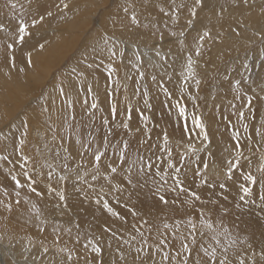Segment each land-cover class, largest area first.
Instances as JSON below:
<instances>
[{
  "label": "rangeland",
  "instance_id": "374dc122",
  "mask_svg": "<svg viewBox=\"0 0 264 264\" xmlns=\"http://www.w3.org/2000/svg\"><path fill=\"white\" fill-rule=\"evenodd\" d=\"M11 2L16 4L15 9L9 7L8 0H0V23L5 26L4 30H0V147L6 146L7 148V151L0 155L7 154L13 160L12 164L0 160V185L3 186L0 187V200L6 202L10 199L13 202L15 200L13 182L8 170L15 168L19 171V166L15 164V157L12 153L13 141L19 138L23 132L22 120L26 114L36 117L40 112L41 105L46 103L50 105V109L38 117L39 126L30 130L25 148L26 153L32 155L37 162H43L45 158L51 159L54 156L56 148L62 142L59 139L61 136L70 137L63 141L65 144L74 145L73 159L69 161V165L75 167L79 164L82 171H87L90 167L85 161L91 157L85 153L84 159L81 160L75 155L76 150H82L80 145H75V137L79 136L82 143L90 142L92 147H97L102 144V138L108 133L109 127L113 129V132L108 134L110 143L119 146L121 141L128 140L130 142L129 155L132 158L137 155L138 147L140 154L151 155V153L145 152L143 146L139 145L138 142L141 138H150L151 143L158 144L163 148L162 133L167 131L174 160L177 154L187 152L188 155L184 156V161L190 166V169H194L199 166L194 163L196 156L199 155L212 166L210 170L215 171L226 159L235 155V153L230 155V150L235 143L231 139L232 133L239 130L240 140L243 144L246 142L247 136L253 132L252 125L260 127L261 120L264 119V91H262L264 89V69L255 67L259 59V50L264 47V44L255 35L258 30L264 28V12H262L264 0H248L247 5L240 4L238 0H204V7L195 19L194 27L189 28L182 27L188 18L187 8L180 11L179 21L173 23L170 19L172 11H175L170 7L172 0H133L141 21L139 27H132L128 24L126 14L122 10L125 0H65L70 5L68 10H63L60 0H31V2L29 0H11ZM181 3L191 5L192 0H175L176 5ZM160 7L165 9L164 13L160 12ZM45 8L53 12V17H46L40 27H32L31 18L37 11H43ZM21 16L29 23L30 35L26 37L24 44L16 45L14 49L16 66L11 67L10 63H5L3 45L6 40L10 42L18 18ZM145 24L148 25L147 28L144 27ZM205 26L211 30L213 38L211 40L206 38L207 42L202 50V57L197 58L194 52L192 53L194 59H199L197 71L200 73L202 83L197 92L194 82H187V87L192 94L198 96V99L191 100L187 98L188 93L180 91L181 86L185 84L181 76V72L184 70V61L181 58L189 53L187 50L182 51L177 38L171 37L169 33L170 31L177 33L184 31L185 44L194 49L196 46L194 38L198 31H203ZM55 29L58 30L55 31ZM104 30L115 33V36L121 41L118 48L125 49L127 58L123 61L117 58L114 61V67L118 71L113 72L111 81L106 82V66L110 62L106 56L96 59L97 64L103 60L99 69L85 72L82 79L73 77V88L79 89L80 94L77 97L75 91L71 92V98L75 104L73 109L67 110L68 115L65 117L64 101L67 97H58L57 88L61 81L67 83V74L71 72L72 68L76 67L80 70L83 67L81 56L86 52L90 53V46L94 42H83L84 39L94 38ZM161 31L164 33V40H159ZM153 32H156L155 36L152 34ZM236 32H240L241 35H237ZM73 40L76 42H72ZM39 43L46 45L44 50L41 51L38 48ZM156 43L162 46V55L168 53L167 58L163 61L155 56L153 45ZM133 45L137 48L144 47L143 50H137L142 51L140 53L145 61L151 58L157 63L163 64V67H149L148 78L140 82L141 85L149 86L148 102L152 105L151 108L145 107L142 97L133 94L135 82L138 79L136 70L128 63V60L132 59L131 53L136 50ZM170 49L171 51H169ZM29 51L32 52L35 67L27 68L26 72H20L21 67H26L24 62ZM9 55L12 53L10 52ZM89 59L94 58L89 56ZM246 59L251 66L250 71L242 68ZM165 73L171 75L170 82L167 81ZM126 74L131 75L133 79H125ZM151 74H156L158 79L160 76H165L166 86L174 91L175 97L180 99L182 104L187 105L189 123L192 113L203 115L204 122L208 126L210 143L202 144L201 137L196 134L195 130L191 133L182 131L181 120H178L177 112L162 104L165 97L151 82ZM241 76L247 79L242 82L240 90L237 92L235 84L230 85V81L234 82ZM116 79L120 80L119 86L115 84ZM89 85L98 96V109L89 107L92 96L85 94ZM106 89L112 93L111 96L107 95ZM236 95L252 99L251 105H245L243 109L246 119L242 122H238L237 117L233 115L234 110L230 107L231 104H235L239 108L244 103L243 100H235ZM126 96L127 101L125 100ZM52 100H55L54 104L51 103ZM85 100L88 102L87 105L84 104ZM113 100L118 102L120 109L130 102L134 108L139 107L144 110L145 115L150 118L145 122L134 116L131 121V131L117 126L123 119L120 116L115 121L109 117L110 125L105 126L102 124V117L109 116L110 104ZM65 119L67 123H65ZM35 122L34 119L33 123L35 124ZM243 123L249 124L248 133L244 132ZM137 127L141 129V133L136 132ZM54 133L57 137L55 140L52 139ZM259 139L254 136L252 153L243 149L244 155L252 159L251 168L245 166L234 170L235 175L231 181L227 182L228 187L223 192V195L228 197L227 200L220 196L221 190L218 187L209 189L206 186H201L202 198L208 201L207 208L218 209L220 205H223L229 210L227 214L223 215L224 223L231 234L239 238L237 250L248 255L251 254V250L248 249L249 243L258 252L261 241L264 240V211L258 207L260 204L258 196L261 191L259 184H249L248 186L253 188V195L251 198L246 197V199H255L256 204H245L239 200V196L243 195L239 191V185L245 183L243 172L250 170L259 176L257 166L260 152L255 150V142ZM189 140L192 142L191 148L188 146ZM205 145H207V151L199 150L195 155L192 154L193 149H202ZM37 149L39 152L36 151ZM109 152L111 153V148ZM209 152L212 155H209ZM157 154L162 156L159 163H163L167 159L166 153ZM63 155L61 152V157ZM53 162L57 165L62 163L61 160ZM241 162L245 163L243 160ZM28 167H32V164L29 163ZM188 178L191 181V170H188ZM86 179L90 180V177H86ZM220 179L223 180V174ZM53 181L55 182V174ZM78 183L74 178L67 182V203L69 205L67 208H63L64 202H59L60 207H56L57 198L54 193H47L37 199L27 191L21 192V204L14 207L12 214L3 212V209L0 208V264H4L3 260L6 264H25L24 257L28 256L31 259L39 247L38 241L45 237H47L46 242L51 245L52 224L60 226L62 244L69 249L76 248V254L81 257L80 264H84L85 258L94 255L89 246L87 257H85L84 244L87 243L85 237L101 240L104 248L101 258L104 264H110L112 259L118 258V254L115 252L118 246L122 249L129 247L122 243L121 237L130 239L132 235L137 234L132 227L133 224L144 230L147 226L142 227V219H148L153 225L162 227L161 221L167 220L171 223L170 218L176 215L172 208L158 203V197L154 196V188L150 182L145 187L133 191L128 207H123L124 199L128 197L127 192L123 194L124 199L120 204H117L111 196L105 197L121 213L123 220L112 216L102 208V205H97L94 199H86L78 193L73 187ZM4 187L8 189V196L4 195ZM44 188L45 185L41 183L38 190ZM25 195H28L30 201L36 203L37 207L41 209L43 212L41 219L50 221L45 225L46 232L43 234H38V229L35 227L38 221L33 219L32 223H27L29 218L35 217V213L31 211V204L24 203ZM174 195L169 194L168 198L171 200ZM216 200L219 201V204L214 205L212 202ZM237 204L240 206L237 207ZM133 206L139 214L137 217L129 214V209ZM5 216L9 218L4 219ZM76 225L79 227L77 228ZM108 226H111L116 233L114 237L111 232L103 231ZM64 228H71V234L64 232ZM78 233L81 234V242L77 245L74 238ZM30 239L36 247L31 251H25L30 247ZM109 239H111V248L107 246ZM221 239L223 241V238ZM208 243H212V241L206 237L205 245ZM133 246L140 245L133 242ZM76 254H74V259H76ZM131 258L130 255L129 259Z\"/></svg>",
  "mask_w": 264,
  "mask_h": 264
},
{
  "label": "snow or ice",
  "instance_id": "6c2138e0",
  "mask_svg": "<svg viewBox=\"0 0 264 264\" xmlns=\"http://www.w3.org/2000/svg\"><path fill=\"white\" fill-rule=\"evenodd\" d=\"M31 2V0H29ZM242 5H247L248 0H238ZM9 7L11 9L16 8V4L8 0ZM60 4L63 10L70 9L69 3L65 0H60ZM59 8V5H57ZM175 9L172 11L170 19L173 23L179 21L180 11L187 8L188 18L186 24L182 25L184 28L194 27V21L199 15V11L204 7V0H192L191 5H185L183 3L176 5L175 0H172L171 6ZM122 10L126 14V19L128 24L132 27L140 26V18L136 11V5L133 0H125V4L122 6ZM160 12L164 13L165 9L163 7L159 8ZM264 12V9H262ZM167 15V13H165ZM46 17H53V12L47 8L43 11H37L36 14L31 18L32 27H40L46 20ZM240 23V22H238ZM145 28L148 25H144ZM155 27V25H153ZM167 27V24H165ZM5 26L0 23V30H4ZM157 31H159L157 29ZM235 31V29H233ZM154 36L156 32L152 33ZM237 35H241L240 32H236ZM30 35L29 23L25 21L23 16L18 18V23L14 29V35L11 36L10 42L7 40L4 42L5 50V63H10L11 67L16 66V56L14 55V49L17 44H24L26 42V37ZM169 35L171 37H176L178 43L183 50H187L189 54L183 56L181 59L184 61V70L181 72V76L185 81V84L181 86L180 91L182 93H188V97L191 100L198 99V96L193 95L190 89L187 87V82H194V86L197 92L200 90L202 83V78H200V73L197 71L199 67V59L193 58V52L197 58L202 57L203 48L207 40H211L212 34L211 30L204 27L202 32L197 33L194 38L196 41V46L194 49L189 48L185 44V32L180 31L179 33L175 31H170ZM255 35L259 38L262 44H264V28L258 30ZM164 33L159 32V40H164ZM93 44L90 46V53L86 52L82 54L81 61L83 62V67L78 70L74 67L71 72L67 74V83L61 81L60 86L57 88L58 97H67L64 104L65 117L68 115L67 110L73 109L75 101L71 98V92L75 91L77 97H79L80 90L73 88V77L77 79H82L85 72H91L101 67L103 60L99 64L96 63V59L105 57L110 61L106 66V82L113 79V72L118 71L114 67V61L119 58L121 61L126 57V52L123 47L118 45L121 41L115 36V33H109L107 30L100 32L96 37L93 38ZM175 43V42H174ZM46 45L44 43H39L38 48L42 51ZM135 45L133 48L135 49ZM162 46L159 43L153 45V50L155 51V56L161 61L165 60L168 53L162 55ZM171 51V49L169 50ZM12 55H9V53ZM27 59L24 62L26 67H21L20 72H26L27 68L35 67L34 61L32 59V52L29 51L27 54ZM175 55V54H173ZM89 56L94 59H89ZM132 59L128 60V63L132 65V68L136 70V75L138 79L135 82L133 94L138 97H142L144 105L146 108H151L152 105L148 102L149 97V86L147 84L141 85V81L148 78V68L163 67V64L157 63L156 61L149 58L145 61L142 58V54L139 51L134 50L131 53ZM147 65V67H146ZM255 67L264 69V47L259 50V59ZM242 68L250 71L251 66L248 64L247 59L242 64ZM167 76V81L170 82L171 75L165 73ZM125 79L131 80L133 77L131 75L125 76ZM151 82L156 85V87L163 93L165 99L162 104H165L170 110H175L177 112L178 120H181L180 127L183 132L191 133L193 130L196 134L201 137V143H210V135L208 131V126L204 122V117L202 114H196L195 112L191 115V122L189 123L187 105L182 104L180 99H177L174 95V91L170 90L166 86L165 76H160L159 79L156 74L150 75ZM247 78L241 76L235 79L234 82L230 81L236 86V91L239 92L242 82ZM115 84L120 85V80L116 79ZM125 88L127 86L125 85ZM264 91V89H262ZM107 95L111 96V92L106 89ZM86 95L92 96V102L89 105L91 109H98V96L93 92L91 85L85 90ZM183 98V97H182ZM235 100H243L244 103L240 105L239 108L235 104H231L230 107L234 110L233 115L237 117L238 122H242L246 119L244 112L245 105H251L252 99L250 97H241L236 95ZM127 101V96L125 97ZM175 100V103H173ZM52 104L55 100L51 101ZM85 105L88 102L85 100ZM83 107V105H82ZM215 107V106H214ZM50 109L49 104L41 105L40 112L36 117L25 115L22 120L23 132L21 136L13 141V153L15 157V164L19 166V171L15 168L9 169L8 174L11 181L13 182V192L15 200H0V208L3 212L12 214L15 206L21 204V192L27 191L28 193L34 195L37 199L42 198L47 193H54L57 198L56 207H60L59 202H64L63 208L69 207L68 193H67V182L71 179L79 182L78 185H73L74 189L83 195L86 199H94L97 205H102L103 209H106L108 213L118 219L123 220L121 213L117 211L111 202L105 197L111 196L117 204H120L125 192L128 193L127 199H124L123 207H128L129 201L133 195V191L137 188H143L149 182L154 188L153 194L158 197V203L163 206L172 208V211L176 214L170 219L169 223L167 220L161 221L162 227L153 225L148 219H142V227L147 226L144 230L138 228L133 224V229L137 233L132 235L130 239H123L121 237L122 243L128 245L127 249H122L118 246L115 252L118 254V258L111 260L110 264H264V240L261 241L260 249L257 252L253 249L252 244H248V249L251 250V254L240 253L238 249V237H234L229 228L225 225L223 220V215L228 213V209L220 205L219 208H207L208 201L202 198L201 186H206L209 189H216L217 187L221 190L220 196L224 200L228 197L223 195L224 190L228 187L227 182L233 179L235 175L234 170H239L247 166L251 168L252 159L249 156L244 155L243 149L248 152H253V141L254 136L259 137V141L255 142V150L260 152L259 163L257 166V171L259 176L255 175L252 171L243 172V180L245 183L239 185V191L243 195L239 196V200L243 201L245 204L251 203L256 204L255 199H246V197L251 198L253 195V188L248 186L257 185L260 186V193L258 199L260 204L258 207L264 211V119L261 120L260 127L252 125L253 132L249 134L246 138L245 143H241L240 131L236 130L232 133L231 139L235 141L231 150V153H235L230 159H226L217 170L211 171V165L207 160L197 155L196 163L199 165L194 169H190V166L185 163L184 156L188 155L187 152L184 154H177L175 160L173 159V150L169 146V134L167 131H163V148L158 144L151 143L150 138H141L139 140V145L143 146L145 152L151 153V155L140 154V148H137V155L132 158L129 155L130 142L128 140H123L120 142L119 146L116 144H111L108 139V134L113 132L112 127L108 128V133L102 138V144L97 147H92L91 143H82L79 136L75 137V145H80V149L76 150L75 155L81 160L84 159L85 153L91 157L85 161L86 164L90 165L87 171H82L79 164L75 167H70L69 161L73 159V147L74 145L65 144L63 141L70 139V137L61 136L59 139L62 141L56 148L54 156L51 159L45 158L43 162H37L33 159L32 155L26 153L25 148L27 147V137L30 130L33 127L39 126L38 117ZM251 111V108H249ZM73 118H75L74 113H72ZM94 115V114H93ZM123 117L118 127L123 129L132 130L131 121L134 116L143 121H147L150 117L145 115L144 110L139 107H133L129 102L125 104L123 109L118 107V102L113 100L110 104L109 116L102 117V124L105 126L110 125V119L115 121L117 117ZM35 119V124L33 120ZM225 119H228L225 117ZM65 123L67 120L65 119ZM245 133L249 132V124L243 123L242 125ZM137 133H141L140 128H136ZM143 136V134H142ZM7 139V138H5ZM53 140L57 139L55 133L52 137ZM189 148L192 147L191 140L188 141ZM47 148V145H45ZM111 148V153L109 149ZM156 149V151H153ZM203 150L207 151V145L202 149H193V155L197 151ZM7 148L0 147V153L6 152ZM39 152V149L36 150ZM51 151V149H49ZM61 152L63 156L61 157ZM166 153L167 159L163 163H159L162 159L161 155L157 153ZM209 155L212 153L209 152ZM0 160L6 161L9 164L13 163V160L9 158V155H0ZM61 160L60 165L55 164L53 161ZM245 163L242 164L241 161ZM29 163L32 167H28ZM47 169V171H44ZM188 170L192 172V179L189 181ZM55 174V182L53 181ZM221 174H223V180L220 179ZM90 177V180L86 179ZM198 181V182H197ZM95 182V183H92ZM43 183L45 188L43 190H38L40 184ZM86 186V187H85ZM0 187H3L0 185ZM91 190V191H89ZM5 196L9 195L8 189L3 188ZM169 194H175L171 200L168 198ZM25 204H31V211L35 213L34 218H29L27 223H32L35 219L38 223L35 227L38 229V234H43L46 232L45 225L50 223L47 219H41L43 212L36 203L30 201L29 196L25 195L23 197ZM214 205L219 204V201H213ZM237 207L240 205L237 204ZM183 209V211H181ZM129 214L133 217H137L139 214L135 209V206L129 209ZM5 216L4 219H8ZM78 228L79 225H76ZM105 233L111 232L114 237L116 233L112 230L111 226L106 227L103 230ZM64 232L71 234V228H64ZM154 233V235H153ZM52 243L49 245L47 237L38 241L39 247L35 254L29 259L28 256L24 257L25 264H80V256L77 253L76 248L69 249L66 245L62 244V234L61 228L58 224H52ZM209 238L212 243L205 245V238ZM223 238V241L222 239ZM87 243L84 244L85 257H87V250L90 246V251L94 254L90 258L84 259V264H104L101 255L104 251L102 247L101 240L99 238H84ZM76 244L81 242V234H77L74 238ZM133 242H137L140 246L134 247ZM30 247L26 248L25 251H31L36 245L33 244L32 240H29ZM107 246L111 248V239L107 241ZM231 251V255H230ZM74 254H76V259H74ZM131 255V259L129 256ZM157 257H159L157 259ZM257 257L259 258L257 260Z\"/></svg>",
  "mask_w": 264,
  "mask_h": 264
},
{
  "label": "bare ground",
  "instance_id": "6f19581e",
  "mask_svg": "<svg viewBox=\"0 0 264 264\" xmlns=\"http://www.w3.org/2000/svg\"><path fill=\"white\" fill-rule=\"evenodd\" d=\"M84 1H85V0H84ZM84 14H85V13H84ZM94 16H95V15H94ZM57 30H58V29H55V31H57ZM65 32H66V31H65ZM58 33H59V32H58ZM60 33H61V32H60ZM122 33H123V31H122ZM139 34H140V33H139ZM136 36H137V35H136ZM144 37H145V36H144ZM67 39H68V38H67ZM60 40H61V39H60ZM64 40H65V39H64ZM129 40H130V39H129ZM78 41H79V40H78ZM72 42H76V41L73 40ZM83 42H93V38H89V39H88V38H87V39L85 38ZM134 42H135V41H134ZM66 45H67V44H66ZM142 48H144V47H141V48H137V47H135L136 50H137V49H138V50H139V49L143 50ZM138 50H137V51H138ZM47 52H48V51H47ZM55 52H56V51H55ZM59 52H60V51H59ZM140 52L142 53V51H140ZM39 54H41V53H39ZM36 55H37V54H36ZM41 56H42V55H41ZM149 56H150V55H149ZM151 57H152V56H151ZM33 61H34V60H33ZM34 64H35V63H34ZM38 73H39V72H38ZM11 95H12V94H11ZM20 100H21V99H20ZM20 100H19V101H20ZM22 102H23V101H22ZM20 103H21V102H20ZM6 111H7V110H6ZM10 111H11V109H10ZM7 113H8V112H7ZM32 113H33V112H32ZM7 119H8V118H7ZM2 257H3V256H2ZM3 258H4V257H3ZM1 261H2V260H1ZM3 262H4V264H6L4 260H3ZM6 262H8V261H6ZM7 264H8V263H7Z\"/></svg>",
  "mask_w": 264,
  "mask_h": 264
}]
</instances>
